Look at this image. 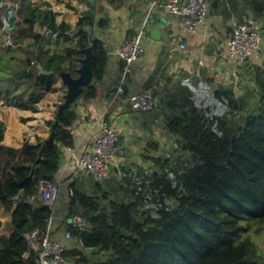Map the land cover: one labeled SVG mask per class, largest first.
Masks as SVG:
<instances>
[{
  "label": "trees",
  "instance_id": "obj_1",
  "mask_svg": "<svg viewBox=\"0 0 264 264\" xmlns=\"http://www.w3.org/2000/svg\"><path fill=\"white\" fill-rule=\"evenodd\" d=\"M19 14L26 25L24 36L39 39L34 26L40 23L64 40H73L75 35L78 39L75 48L67 47L63 54L38 57L50 74L33 69L28 59L20 70L19 63L1 48L0 100L36 111L41 98L55 91V75L64 69L62 64L69 57L74 61L68 68L76 75L77 61L90 43L93 79L80 98L96 97L108 55L104 42L90 36L85 27H105L108 19L96 20L90 9L73 26L57 22L50 8L31 0L20 1ZM21 74L33 81L27 97L17 94L13 86ZM253 81L260 95L252 112L234 117L237 106L231 92L224 90L217 97L231 113L229 119L222 112L217 115L194 109L167 121L165 129L179 146L178 154L148 155L150 171H119L123 174L120 183L129 191L127 201L102 203L72 186L74 194L70 195L68 187L67 215L83 213L88 228L72 230L78 247L68 249L66 256L74 264H96L86 251L89 248L104 253L98 264H264V250L244 224L246 220L264 223V67L255 68ZM75 103L56 111L54 119L47 121L50 133L55 131L50 146L39 139L36 144L25 140L19 148L7 145L0 120V158L6 156L3 162L0 159V202L12 210L10 232L0 235V264H38L30 235L35 229L44 230L55 211L40 200L25 197L36 193L42 180L55 179L61 166V148L74 145L70 127L77 117ZM21 181L24 185L20 189Z\"/></svg>",
  "mask_w": 264,
  "mask_h": 264
},
{
  "label": "crops",
  "instance_id": "obj_2",
  "mask_svg": "<svg viewBox=\"0 0 264 264\" xmlns=\"http://www.w3.org/2000/svg\"><path fill=\"white\" fill-rule=\"evenodd\" d=\"M20 1L2 0L0 6V41L12 35L17 44L2 49L13 57L15 63H19L20 70L27 59L39 63V56L63 54L67 47L75 48L73 40H64L59 35L54 37L56 32L44 28L40 23L34 26V30L40 34L39 39L24 36L26 25L19 14ZM31 1L41 4L42 8H50L57 22L64 21L73 26L90 9L96 20L107 18L105 27L93 30L94 36L101 39L105 47L120 44L147 19L145 52L133 64L125 94L115 100L112 98L113 86L120 73V62L108 56L103 77L97 83V96L76 100L77 117L70 127L75 156L90 150L95 135L100 133L99 124L92 126L89 123L94 118H103L119 128V153L109 164L112 176L106 182H97L79 173L72 163L65 164L68 153L65 146L61 148V171L56 176L61 179L62 187L53 215L56 233H61L68 217V187L94 195L105 203L108 200L127 201V194L121 200L108 190L111 185L117 188L120 184L124 188L125 184L120 183L119 171H150L148 155H157L164 136L173 138L165 129L167 121L182 111L194 109L207 110L212 114L222 112L223 117L229 119L231 113L225 110L224 103L217 97L224 90L230 91L234 98L237 106L234 117H237L240 115L237 111H241L238 87L244 89L246 80L250 79L255 91L259 92L253 74L257 66L264 67V35L258 52L239 63L228 56L227 42L235 21L264 23V0H207L209 12L196 32L184 30L178 16L167 14L161 8L155 7L149 11L152 0H124L122 4L110 0ZM72 59L69 57L62 64L63 67L68 68ZM25 65L28 66V63ZM32 68L37 70L34 65ZM13 86L17 94L27 97L33 81L21 74L14 80ZM143 89L151 90L156 103L155 110L148 113L134 110L129 100L131 94ZM54 94V91L46 93L37 103L36 111L7 105L0 100V120L5 125L3 130L7 145L19 148L25 140L36 144L37 139L43 140L49 136L47 121L53 120L57 111L54 109ZM154 144L157 148H153ZM5 157L3 154L2 162ZM113 175L117 177L114 182ZM11 220L12 210H7L0 202V235L9 234Z\"/></svg>",
  "mask_w": 264,
  "mask_h": 264
},
{
  "label": "built area",
  "instance_id": "obj_3",
  "mask_svg": "<svg viewBox=\"0 0 264 264\" xmlns=\"http://www.w3.org/2000/svg\"><path fill=\"white\" fill-rule=\"evenodd\" d=\"M155 7L163 9L167 14L178 16L183 29L189 32H196L209 12L207 0H152L149 11ZM146 20L141 23L135 33L129 35L123 42L106 47L107 55L115 57L120 62V73L112 91L113 100L125 94V87L133 64L145 52ZM263 35L264 23L246 20L235 21L227 42L228 56L237 63L244 61L258 52ZM56 36H58V33H54V37ZM77 39L78 35H75L73 38L74 44H76ZM16 45L15 38L12 35H7L5 39L0 41V49ZM180 46L184 47V44ZM31 65L36 66L37 70L41 66L35 61H31ZM129 100L132 108L136 111L148 113L156 108L153 93L149 89L139 90L131 94ZM89 123L92 126L99 124L100 127V133L95 135L90 150L83 152L80 156H75L74 145L65 146L68 155L64 161L65 164L72 163V166L85 177L97 182H106L111 177L109 164L119 153L121 131L103 118L91 119ZM61 187L62 181L57 176L53 181L42 180L39 190L25 198L29 201L40 200L50 205L52 210L55 211ZM68 190L70 195L74 194L72 187H69ZM87 228L86 216L81 212H74L66 218L61 233H56V230L53 229L52 216L41 233H37V229H35L30 235L31 248L39 256L38 264H72L71 259L66 256L68 249L78 247L72 230L82 232Z\"/></svg>",
  "mask_w": 264,
  "mask_h": 264
},
{
  "label": "rangeland",
  "instance_id": "obj_4",
  "mask_svg": "<svg viewBox=\"0 0 264 264\" xmlns=\"http://www.w3.org/2000/svg\"><path fill=\"white\" fill-rule=\"evenodd\" d=\"M55 78H56V81H55L54 86L60 85L59 88L58 87L55 88V91H54L55 94L53 96L54 104H55L54 109L56 110L58 108V104L64 100V96L66 93V87L62 84L61 78L59 76L56 75ZM246 81H247L246 83L247 86L244 89L241 87H238V90H237V93H238L237 97L239 100V104L241 101V111H237V114H241V115H245L246 113L252 112L255 110L256 108L255 105L260 95V90L259 92H257V90L255 91V86L253 82L250 79H247ZM161 141H162L161 144L158 146V152H156L157 155L163 154L168 157H175L178 154L179 146L175 143L173 138H171L170 136H167V137L164 136ZM121 174L119 173L120 177H121ZM111 176H112V171H111ZM116 178L117 177L113 175V182L116 181ZM119 187H120V184H119ZM119 187L114 188L111 185V188L108 190V193L113 192V196H118L119 199L121 198V200H124L126 194L129 196L128 194L129 191H127L124 188L122 189L121 187L120 188ZM115 192L117 194H115ZM102 203H105V202L102 201ZM244 224L246 225V229L248 233L251 234L253 240L256 241V243L260 245L262 250H264V228H262L261 232H257V233L255 232V229L259 228L260 226L263 227L264 223L258 222L256 220H246ZM86 251L87 253L92 255L91 256L92 260L96 264H98L100 260H102V258L105 257L103 252H98V253H96V251L92 252L93 250L89 248Z\"/></svg>",
  "mask_w": 264,
  "mask_h": 264
},
{
  "label": "water",
  "instance_id": "obj_5",
  "mask_svg": "<svg viewBox=\"0 0 264 264\" xmlns=\"http://www.w3.org/2000/svg\"><path fill=\"white\" fill-rule=\"evenodd\" d=\"M2 5V0H0V6ZM88 30L90 36H93L94 28L92 26L85 27ZM83 55L79 57V66L75 68L76 76L71 73L69 68H64L58 71L56 74L61 78L62 84L66 87V93L64 100L58 104L57 111L60 112L63 108L73 104L77 99L81 97L88 85L93 79V59L94 52L91 43L82 50ZM39 73L50 74L52 71L45 70L43 67H39ZM58 123V119L54 120V124ZM5 125L3 126V129ZM54 130H51L49 136L40 142L50 146L54 143ZM33 171L28 178L33 176ZM25 181V180H24ZM24 181L18 182V187L23 188ZM42 229H37V233H41Z\"/></svg>",
  "mask_w": 264,
  "mask_h": 264
}]
</instances>
